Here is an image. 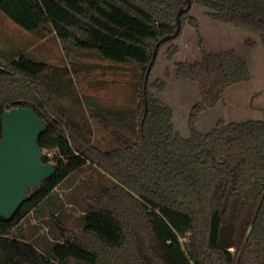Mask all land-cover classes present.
Returning <instances> with one entry per match:
<instances>
[{
    "label": "trees",
    "instance_id": "obj_1",
    "mask_svg": "<svg viewBox=\"0 0 264 264\" xmlns=\"http://www.w3.org/2000/svg\"><path fill=\"white\" fill-rule=\"evenodd\" d=\"M195 4L213 19L256 33L264 48V0H192ZM181 6L186 0H0V10L24 29L55 33L67 56L94 50L106 60L143 67L139 136L131 139L119 129L124 117L118 113L93 114L76 127L45 90L44 64L0 53V138L2 114L27 106L46 124L38 140L42 150L59 153L56 173L31 191L16 216H0V264H264V119H220L208 133L197 129L200 116L216 109L230 87L251 80L246 59L235 49L203 50L195 59L175 62L177 79L195 84L201 96L191 110L189 136L177 130L174 110L151 92V87L165 92V81L151 84L149 78L144 116L145 72L157 42L176 30ZM190 11L182 15L179 36ZM189 22L199 28L196 19ZM171 41L160 46L153 67ZM179 51L171 46L166 57L172 61ZM93 122L113 140V149L93 144ZM42 160L50 162L47 155ZM87 165L114 182L88 197L79 234H67L55 218L59 239L48 255L13 236ZM229 222L235 224L234 250L218 242L221 226Z\"/></svg>",
    "mask_w": 264,
    "mask_h": 264
},
{
    "label": "rangeland",
    "instance_id": "obj_2",
    "mask_svg": "<svg viewBox=\"0 0 264 264\" xmlns=\"http://www.w3.org/2000/svg\"><path fill=\"white\" fill-rule=\"evenodd\" d=\"M190 18L199 22L198 29L189 22ZM171 46L180 49L172 61L166 57ZM229 49L237 50L246 59L251 80L230 87L216 109L200 116L197 129L208 133L220 119L226 122L264 119V48L259 36L248 29L213 19L203 6L195 4L186 16L182 35L162 48L150 77L151 84L167 83L165 92L152 87L151 92L174 110L177 130L183 136L190 135L191 110L201 101V96L195 84L177 79L175 62L195 59L203 50L221 52ZM0 53L9 59L24 57L44 64L40 77L45 90L76 127H82L93 114L118 113L124 117L119 129L131 139L139 136L141 65L106 60L94 50L73 51V55L67 56L65 46L55 33L46 34L44 28L26 30L1 10ZM93 128L94 145L103 150L115 147L110 136L95 122ZM43 155H47L51 163H58L57 149H43ZM113 182L112 177L96 166H85L69 176L19 224L13 236L32 243L46 255L50 254L59 239L55 218L63 222L67 234H79L84 226L82 216L88 208V197L100 193Z\"/></svg>",
    "mask_w": 264,
    "mask_h": 264
},
{
    "label": "water",
    "instance_id": "obj_3",
    "mask_svg": "<svg viewBox=\"0 0 264 264\" xmlns=\"http://www.w3.org/2000/svg\"><path fill=\"white\" fill-rule=\"evenodd\" d=\"M176 14V30L163 36L155 45L152 59L145 72L143 93L145 114L148 111V82L157 59L160 46L177 38L182 30V15L192 8V0H186ZM3 136L0 138V216L12 219L29 200V191L56 173V164L42 160L43 150L39 136L45 130L44 120L27 106L14 107L1 116ZM144 124V119L141 122ZM235 224H223L219 232V245L233 250L236 246Z\"/></svg>",
    "mask_w": 264,
    "mask_h": 264
},
{
    "label": "crops",
    "instance_id": "obj_4",
    "mask_svg": "<svg viewBox=\"0 0 264 264\" xmlns=\"http://www.w3.org/2000/svg\"><path fill=\"white\" fill-rule=\"evenodd\" d=\"M33 213V212H32ZM30 215V214H29Z\"/></svg>",
    "mask_w": 264,
    "mask_h": 264
}]
</instances>
